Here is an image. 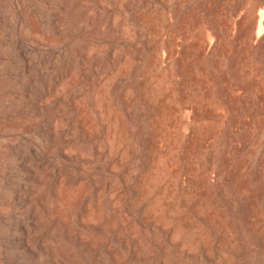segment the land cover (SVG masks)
I'll return each mask as SVG.
<instances>
[{
    "label": "rangeland",
    "instance_id": "rangeland-1",
    "mask_svg": "<svg viewBox=\"0 0 264 264\" xmlns=\"http://www.w3.org/2000/svg\"><path fill=\"white\" fill-rule=\"evenodd\" d=\"M257 1L0 0V264H264Z\"/></svg>",
    "mask_w": 264,
    "mask_h": 264
},
{
    "label": "bare ground",
    "instance_id": "bare-ground-1",
    "mask_svg": "<svg viewBox=\"0 0 264 264\" xmlns=\"http://www.w3.org/2000/svg\"><path fill=\"white\" fill-rule=\"evenodd\" d=\"M29 1V0H28ZM68 1V0H67ZM27 3V2H26ZM47 3V2H46ZM16 4V3H15ZM29 4V3H28ZM248 4V3H247ZM46 5V4H45ZM71 5V4H70ZM12 6V5H11ZM97 6V5H96ZM74 7V6H73ZM90 7V6H89ZM95 7V6H94ZM58 8V7H57ZM165 8V7H164ZM54 10V9H53ZM69 10V9H68ZM80 10V9H79ZM89 10V9H88ZM20 11V10H19ZM62 11V10H61ZM72 11V10H71ZM83 11V10H82ZM87 11V10H86ZM56 12V11H55ZM78 12V11H77ZM241 12H243V11H241ZM33 13V12H32ZM79 13V12H78ZM167 13V12H166ZM17 14V13H16ZM20 14V13H19ZM108 14V13H107ZM76 15V14H75ZM60 16V15H59ZM70 16H72V15H70ZM84 16V15H83ZM83 16H81V17H83ZM112 17V16H111ZM95 19V18H94ZM98 22V21H97ZM1 23V22H0ZM94 24V23H93ZM61 25V24H60ZM73 26V25H72ZM97 26V25H96ZM17 27V26H16ZM232 27V26H231ZM26 29V28H25ZM95 29V28H94ZM1 30V29H0ZM27 30V29H26ZM239 30L241 31V32H247V34H248V47H249V49L251 50V51H254V50H261V49H264V1L263 0H258L255 4H254V9H253V11H252V13H249L246 17H245V19H244V21H241L240 22V26H239ZM111 31V30H110ZM20 32V31H19ZM57 33V32H56ZM104 33V32H103ZM77 35V34H76ZM37 36V35H36ZM73 36V35H72ZM77 37V36H76ZM232 37H233V35H232ZM73 38V37H72ZM20 39V38H19ZM202 40L199 42V47H200V50H201V53H203L204 51H207V49H206V47H207V42H206V40L204 39V38H201ZM107 42H109V41H107ZM114 42V41H113ZM194 42V44H198L197 42V40L196 41H193ZM80 43V42H79ZM121 43V42H120ZM40 44V43H39ZM85 44V43H84ZM109 44V43H108ZM209 45V44H208ZM112 46V45H111ZM114 46V45H113ZM115 46H117L116 44H115ZM83 47V46H82ZM119 47V46H118ZM61 48V47H60ZM62 49V48H61ZM209 49V48H208ZM43 50V49H42ZM68 50V49H67ZM81 51V50H80ZM36 52V51H35ZM39 52V51H38ZM55 53H57V52H55ZM206 53V52H205ZM85 55V54H84ZM160 55V54H159ZM2 56V55H1ZM24 56V55H23ZM72 57V56H71ZM83 57V56H82ZM161 57H162V55H161ZM51 59H53V58H51ZM76 59V58H75ZM77 60V59H76ZM39 61V60H38ZM60 61V60H59ZM102 61V60H101ZM47 62V61H46ZM103 62V61H102ZM106 62V61H105ZM42 63V62H41ZM44 63V62H43ZM71 64H73V63H71ZM165 64V63H164ZM163 66V65H162ZM80 67V66H79ZM65 68V67H64ZM40 69V68H39ZM38 74V73H37ZM63 75V74H62ZM38 76V75H37ZM46 76V75H45ZM13 77V76H12ZM60 77V76H59ZM59 79V78H58ZM41 80V79H40ZM42 80H44V79H42ZM20 81V80H19ZM41 82V81H40ZM37 84V83H36ZM55 84V83H54ZM56 85V84H55ZM34 86V85H33ZM36 86V85H35ZM42 86V85H41ZM44 86V85H43ZM45 87V86H44ZM55 88V87H54ZM85 90V89H84ZM27 91H29V90H27ZM45 91V90H44ZM54 91V90H53ZM52 91V92H53ZM31 92V91H30ZM46 92V91H45ZM262 92V91H261ZM47 93V92H46ZM259 95V94H258ZM34 96V95H33ZM27 98V97H26ZM67 99V98H66ZM39 101V100H38ZM259 101V100H258ZM55 103V102H54ZM34 104V103H33ZM46 105V104H45ZM45 107V106H44ZM257 108V107H256ZM46 109V108H45ZM49 110V109H48ZM219 110V109H218ZM52 111H54L53 109H52ZM191 111V110H190ZM51 113V112H50ZM9 114V113H8ZM235 114V113H234ZM44 115V114H43ZM231 115V114H230ZM233 115V114H232ZM58 116V115H57ZM236 116V115H235ZM244 116V115H243ZM249 116V115H248ZM51 117V116H50ZM53 117V116H52ZM51 117V118H52ZM242 117V116H241ZM1 118V117H0ZM7 118V117H6ZM186 118V117H185ZM204 118V117H203ZM9 119V118H8ZM260 120V119H259ZM48 121V120H47ZM65 121V120H64ZM73 121V120H72ZM54 123V122H53ZM40 124V123H39ZM50 124V123H49ZM184 124V123H183ZM51 125V124H50ZM53 125V124H52ZM34 127V126H33ZM46 128V127H45ZM49 128H51V127H49ZM190 128V127H189ZM53 129V128H52ZM41 130V129H40ZM45 130V129H44ZM65 130V129H64ZM57 131H59V130H57ZM66 131V130H65ZM64 131V132H65ZM183 132V131H182ZM47 133V132H46ZM50 133V132H49ZM48 134V133H47ZM56 134H57V132H56ZM64 134V133H63ZM183 134V133H182ZM58 136V135H57ZM185 136V135H184ZM189 136V135H188ZM52 137V136H51ZM55 138H56V136H55ZM63 139V138H62ZM53 141V140H52ZM55 141V140H54ZM62 143V142H61ZM63 144V143H62ZM61 144V145H62ZM107 144V143H106ZM140 145V144H139ZM59 146V145H58ZM66 146V145H65ZM148 146H149V144H148ZM60 148V147H59ZM33 149V148H32ZM33 150H35V149H33ZM32 150V151H33ZM37 150H40V149H37ZM60 150V149H59ZM62 150V149H61ZM36 151V150H35ZM38 152V151H37ZM62 152V151H61ZM60 153V152H59ZM137 155V154H136ZM32 156V155H31ZM61 156V155H60ZM59 156V157H60ZM42 157H43V155H42ZM65 157V156H64ZM69 157V156H68ZM67 157V158H68ZM45 158V157H44ZM43 159V158H42ZM32 160V159H31ZM50 160V159H49ZM63 160V159H62ZM68 160V159H67ZM141 160V159H140ZM47 162V161H46ZM20 163H22V162H20ZM24 163V162H23ZM44 163V162H43ZM48 163V162H47ZM38 165V164H37ZM60 167V166H59ZM99 168V167H98ZM66 169V168H65ZM76 169V168H75ZM106 170V169H105ZM30 171V170H29ZM98 171V170H97ZM68 172V171H67ZM213 172V171H212ZM52 173V172H51ZM78 173V172H77ZM94 173V172H93ZM53 174V173H52ZM45 175H46V173H45ZM49 176H50V174H48ZM62 175V174H61ZM90 175H92V173L90 174ZM32 176V175H31ZM79 176V175H78ZM81 176V175H80ZM184 177V176H183ZM57 178V177H56ZM82 178V177H81ZM50 180H51V178H50ZM55 180H53V182H54ZM35 182V181H34ZM72 182V181H71ZM37 183V182H36ZM49 184H50V182H49ZM38 185V184H37ZM58 185V184H57ZM17 187V186H16ZM84 187H85V185H84ZM50 189V188H49ZM22 190V189H21ZM29 190V189H28ZM49 191V190H48ZM46 192V191H45ZM92 192V191H91ZM31 194V193H30ZM50 195V194H49ZM41 197V196H40ZM93 197V196H92ZM37 202V201H36ZM85 202V201H84ZM91 202V201H90ZM42 203V202H41ZM44 203V202H43ZM92 203V202H91ZM35 205V204H34ZM39 205H41V204H39ZM86 204H84V206H85ZM33 206V205H32ZM90 206H92V205H90ZM33 208V207H32ZM43 208H45V207H43ZM77 208V207H76ZM40 209V208H39ZM33 210V209H32ZM77 210V209H76ZM43 211H45V209L43 210ZM42 211V212H43ZM83 211V210H82ZM109 211V210H108ZM41 212V211H40ZM82 213V212H81ZM13 217V216H12ZM78 217V216H77ZM5 219V218H4ZM21 220V219H20ZM109 220V219H108ZM18 222V221H17ZM111 222V221H110ZM2 224V223H1ZM20 224V223H19ZM39 224V223H38ZM82 224V223H81ZM102 224V223H101ZM111 224V223H110ZM110 224H109V226H110ZM80 225V224H79ZM27 226V225H26ZM46 226V225H45ZM51 226V225H50ZM50 226H49V228H50ZM64 226V225H63ZM87 226H88V224H87ZM90 226H91V224H90ZM94 226V225H93ZM22 227V226H21ZM104 227V226H103ZM15 228V227H14ZM36 228V227H35ZM44 229V228H43ZM14 230V229H13ZM47 230V229H46ZM50 230V229H49ZM65 230V229H64ZM27 231V230H26ZM67 231V230H66ZM45 232V231H44ZM42 233V232H41ZM89 233V232H88ZM114 233V232H113ZM48 234V233H47ZM107 234V233H106ZM55 235V234H54ZM1 236V235H0ZM36 236V235H35ZM42 236V235H41ZM24 237V236H23ZM55 237V236H54ZM66 237V236H65ZM75 237V236H74ZM79 237V236H78ZM33 238H35V237H33ZM32 238V239H33ZM67 238V237H66ZM144 238V237H143ZM16 239V238H15ZM50 239V238H49ZM131 239H134V238H131ZM29 240V239H28ZM6 241V240H5ZM11 241V240H10ZM9 241V242H10ZM32 241V240H31ZM58 241V240H57ZM77 241V240H76ZM116 241V240H115ZM128 241V240H127ZM98 242V241H97ZM85 243V242H84ZM3 244V243H2ZM1 245V244H0ZM6 245V244H5ZM10 245V244H9ZM15 245V244H14ZM13 245V246H14ZM66 245V244H65ZM78 245V244H77ZM87 245V244H86ZM20 246V245H19ZM32 246V245H31ZM46 246V245H45ZM97 246V245H96ZM9 247V246H8ZM39 247H41V246H39ZM38 247V248H39ZM49 247V246H48ZM12 248V247H11ZM26 248V247H25ZM34 248V247H33ZM86 248V247H85ZM104 248H106V247H104ZM103 248V249H104ZM124 248V247H123ZM50 249V248H49ZM48 249V250H49ZM92 249V248H91ZM26 250V249H25ZM107 250V249H106ZM130 250H131V248H130ZM27 251V250H26ZM29 251H31V250H29ZM28 251V252H29ZM35 251V250H34ZM102 252V251H101ZM132 252V251H131ZM136 252V251H135ZM30 253V252H29ZM32 253V252H31ZM34 253V252H33ZM32 253V254H33ZM45 253V252H44ZM100 253V252H99ZM50 254V253H49ZM58 254V253H57ZM110 254V253H109ZM31 255V254H30ZM45 256V255H44ZM47 257V256H46ZM96 257V256H95ZM110 261V260H109ZM33 262V261H32ZM31 262V263H32ZM92 262V261H91ZM124 262V261H123ZM72 263V262H71Z\"/></svg>",
    "mask_w": 264,
    "mask_h": 264
}]
</instances>
